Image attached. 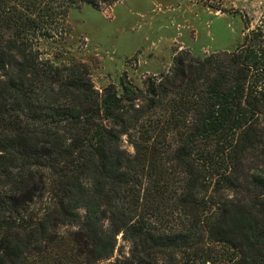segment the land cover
<instances>
[{
	"label": "trees",
	"instance_id": "obj_1",
	"mask_svg": "<svg viewBox=\"0 0 264 264\" xmlns=\"http://www.w3.org/2000/svg\"><path fill=\"white\" fill-rule=\"evenodd\" d=\"M120 1L0 0V264H264V6L142 86L38 49Z\"/></svg>",
	"mask_w": 264,
	"mask_h": 264
},
{
	"label": "rangeland",
	"instance_id": "obj_2",
	"mask_svg": "<svg viewBox=\"0 0 264 264\" xmlns=\"http://www.w3.org/2000/svg\"><path fill=\"white\" fill-rule=\"evenodd\" d=\"M264 0H122L111 8L70 10L68 33L38 49L59 63L70 58L88 66L97 90L126 76L142 86L149 76L168 72L178 53L202 57L230 50L254 28ZM124 147L131 151L124 143ZM118 237L114 257L127 253Z\"/></svg>",
	"mask_w": 264,
	"mask_h": 264
}]
</instances>
